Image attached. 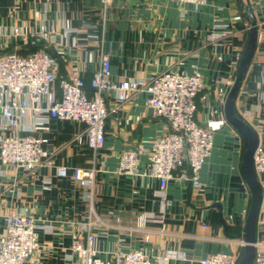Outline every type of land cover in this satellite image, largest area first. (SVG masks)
Returning a JSON list of instances; mask_svg holds the SVG:
<instances>
[{
    "label": "crops",
    "instance_id": "obj_1",
    "mask_svg": "<svg viewBox=\"0 0 264 264\" xmlns=\"http://www.w3.org/2000/svg\"><path fill=\"white\" fill-rule=\"evenodd\" d=\"M252 17L258 24L257 46L234 111L264 142V0H206L200 5L114 0L105 11L102 0H0V51L8 50L7 44L11 50L22 48L15 29L27 35L41 27L57 31L60 39L49 51L57 58L58 80L79 67L90 81L100 69L102 54L109 55L111 79L118 82L147 80L173 65L189 73L199 70L204 89L197 97L196 119L214 133L212 153L200 171L201 187L172 179L162 190L157 179L143 175L146 155L140 158L139 175L117 172L123 151L138 145L150 149L169 132L167 123L146 106L145 92L130 93L122 103L114 94L106 95V141L96 154L87 147L84 123L51 119L49 130L31 134L42 140L49 163L26 172L0 162V238L8 214H30L38 223L42 248L26 264H71L66 254L88 210L73 169L94 167V207L101 222L93 228V246L100 258L133 250L153 258L172 250L194 260L238 253L252 194L242 172L244 138L227 121L226 103L250 38ZM216 27L228 35L209 44L207 37ZM66 29L75 32L65 34ZM96 35L98 42L91 38ZM54 90L59 94L56 83ZM57 167H66L67 177H59ZM143 215L148 216L144 227ZM263 237L257 227L256 238ZM165 264L188 262L178 258Z\"/></svg>",
    "mask_w": 264,
    "mask_h": 264
},
{
    "label": "built area",
    "instance_id": "obj_2",
    "mask_svg": "<svg viewBox=\"0 0 264 264\" xmlns=\"http://www.w3.org/2000/svg\"><path fill=\"white\" fill-rule=\"evenodd\" d=\"M50 1V0H46ZM114 0H102L104 11ZM155 1V0H151ZM180 5L204 4L206 0H171ZM66 29L65 34L74 33ZM14 36L22 46L35 45L43 41L44 48L28 55L17 50L0 57V162L3 166L31 172L49 163L45 159L42 140L31 135L38 130H49V120L77 121L84 123L87 147L98 153L103 148L105 123L109 116L106 95L112 93L119 102L127 100L131 93L145 92V104L155 118L165 121L169 132L156 139L150 149L138 145L135 149L123 151L120 155L119 174L139 175V161L147 157L145 176L157 179L162 190L168 181L179 179L189 182L194 188L201 187L200 171L213 149L214 133L201 126L197 119V97L204 89L202 73L194 69L186 72L173 65L164 72L147 80L114 81L111 79V61L107 54L101 55L100 69L94 72L87 84L83 71L73 67L66 78L59 82V94L54 90L57 81L58 62L49 49L58 42L57 31L41 27L29 35L19 29ZM228 33L218 27L208 35L207 43L216 45ZM93 38L98 42L99 37ZM77 47L76 38L72 41ZM5 45V49H9ZM32 122L25 123V119ZM30 133V134H29ZM254 170L262 188V202L257 227L264 234V142L255 151ZM188 165V170H185ZM59 177H67L66 167H57ZM1 175V172H0ZM97 169L94 167L73 169V179L82 188V200L87 204L86 221L77 225V233L66 254L71 264H165L170 259L182 258L188 264H237L238 253H217L202 260L167 250L156 257H150L141 250L117 251L110 259L97 256L94 249L96 234L93 228L99 222L94 207ZM145 226L148 216L141 217ZM163 221L162 215H156ZM204 228H207L205 225ZM38 223L30 214L10 213L5 217V231L0 238V264H26L42 245L37 235ZM147 234L145 239L149 240ZM244 246V241L242 242ZM256 254L253 264H264V237L256 238Z\"/></svg>",
    "mask_w": 264,
    "mask_h": 264
},
{
    "label": "water",
    "instance_id": "obj_3",
    "mask_svg": "<svg viewBox=\"0 0 264 264\" xmlns=\"http://www.w3.org/2000/svg\"><path fill=\"white\" fill-rule=\"evenodd\" d=\"M258 24L254 17L251 18L250 38L244 51L242 60L239 65L236 82L230 92L226 103V118L227 121L238 130L245 142L244 160L242 164V172L246 183L248 184L252 202L243 230L242 238L244 241L242 257L238 264H253L256 249V229L259 210L262 202V188L258 181L254 170V154L260 143V138L240 117L235 114L234 101L242 85L245 73L254 56L257 40H258Z\"/></svg>",
    "mask_w": 264,
    "mask_h": 264
},
{
    "label": "trees",
    "instance_id": "obj_4",
    "mask_svg": "<svg viewBox=\"0 0 264 264\" xmlns=\"http://www.w3.org/2000/svg\"><path fill=\"white\" fill-rule=\"evenodd\" d=\"M44 46L45 45H44L43 41H38L35 45L22 46V48L18 51V53H20L22 55H28V54L34 53L40 49H43ZM11 51H12L11 49L0 51V57L8 54ZM85 80H86V78H85ZM59 82H60V80L57 79L56 84L58 87H59ZM86 82L88 84L90 81L86 80ZM242 253H243V247L238 252L239 260L242 257ZM239 260H238V262H239Z\"/></svg>",
    "mask_w": 264,
    "mask_h": 264
}]
</instances>
